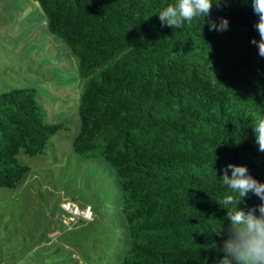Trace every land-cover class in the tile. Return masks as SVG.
<instances>
[{"label": "trees", "instance_id": "obj_1", "mask_svg": "<svg viewBox=\"0 0 264 264\" xmlns=\"http://www.w3.org/2000/svg\"><path fill=\"white\" fill-rule=\"evenodd\" d=\"M36 1L83 79L72 148L103 158L121 188L130 244L120 264H218L216 233L228 223L219 202L232 194L221 169L246 166L264 183V153L249 127L264 118L251 0L213 5L210 19L229 21L224 32L203 18L161 27L158 14L175 0ZM65 128L46 120L34 87L0 92V186L14 187L28 170L20 151L43 153ZM259 203L250 193L238 207Z\"/></svg>", "mask_w": 264, "mask_h": 264}, {"label": "rangeland", "instance_id": "obj_2", "mask_svg": "<svg viewBox=\"0 0 264 264\" xmlns=\"http://www.w3.org/2000/svg\"><path fill=\"white\" fill-rule=\"evenodd\" d=\"M34 87L46 120L62 122L14 187L0 186V264H120L130 244L122 192L103 158L74 152L83 79L77 58L51 33L36 0H0V92ZM64 200L88 204L93 220L68 223Z\"/></svg>", "mask_w": 264, "mask_h": 264}, {"label": "clouds", "instance_id": "obj_3", "mask_svg": "<svg viewBox=\"0 0 264 264\" xmlns=\"http://www.w3.org/2000/svg\"><path fill=\"white\" fill-rule=\"evenodd\" d=\"M227 4V0H224ZM221 6V0H175L159 14L161 27L182 29L185 23L191 25L194 19L203 18L209 31L228 30L229 21L221 17L219 23L210 19L213 5ZM253 13L259 17L253 25L259 33V40L250 39L264 58V0H251ZM209 18L205 21V18ZM249 127L255 136L258 152L264 153V118L253 121ZM229 170L231 175L229 176ZM215 171V170H214ZM224 186L232 193L220 200L219 205L226 210L227 225H221L218 236H223L217 251L222 252L218 264H264V183L249 174L246 166L227 164L221 169ZM259 198L260 203L247 211L239 208L249 194ZM258 213V214H257Z\"/></svg>", "mask_w": 264, "mask_h": 264}, {"label": "built area", "instance_id": "obj_4", "mask_svg": "<svg viewBox=\"0 0 264 264\" xmlns=\"http://www.w3.org/2000/svg\"><path fill=\"white\" fill-rule=\"evenodd\" d=\"M60 206L65 212V220L68 223L74 222L78 217L84 219L92 218L91 207L88 204L82 206L70 200H64L60 203Z\"/></svg>", "mask_w": 264, "mask_h": 264}]
</instances>
